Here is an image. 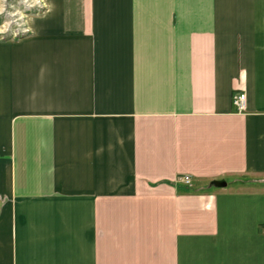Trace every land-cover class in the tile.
I'll list each match as a JSON object with an SVG mask.
<instances>
[{"label": "crops", "instance_id": "obj_1", "mask_svg": "<svg viewBox=\"0 0 264 264\" xmlns=\"http://www.w3.org/2000/svg\"><path fill=\"white\" fill-rule=\"evenodd\" d=\"M46 1L0 44V264H264V0Z\"/></svg>", "mask_w": 264, "mask_h": 264}, {"label": "rangeland", "instance_id": "obj_2", "mask_svg": "<svg viewBox=\"0 0 264 264\" xmlns=\"http://www.w3.org/2000/svg\"><path fill=\"white\" fill-rule=\"evenodd\" d=\"M46 0H0V44H18L34 35V20L46 17Z\"/></svg>", "mask_w": 264, "mask_h": 264}, {"label": "built area", "instance_id": "obj_3", "mask_svg": "<svg viewBox=\"0 0 264 264\" xmlns=\"http://www.w3.org/2000/svg\"><path fill=\"white\" fill-rule=\"evenodd\" d=\"M232 105L236 109L238 113L244 112L245 111V95L244 93H239L233 96L232 98ZM185 184H189V178L185 177L183 179Z\"/></svg>", "mask_w": 264, "mask_h": 264}, {"label": "water", "instance_id": "obj_4", "mask_svg": "<svg viewBox=\"0 0 264 264\" xmlns=\"http://www.w3.org/2000/svg\"><path fill=\"white\" fill-rule=\"evenodd\" d=\"M211 186L214 188H225L226 187V183L223 181L220 182H212Z\"/></svg>", "mask_w": 264, "mask_h": 264}]
</instances>
